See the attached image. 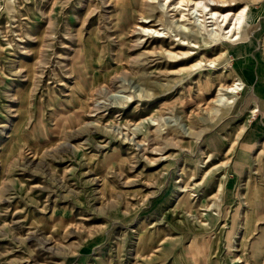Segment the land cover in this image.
Listing matches in <instances>:
<instances>
[{
	"label": "rangeland",
	"instance_id": "rangeland-1",
	"mask_svg": "<svg viewBox=\"0 0 264 264\" xmlns=\"http://www.w3.org/2000/svg\"><path fill=\"white\" fill-rule=\"evenodd\" d=\"M130 1L134 22L149 12ZM218 1L230 4L220 12L251 6V52L210 71L193 65L225 48L199 25L184 31L197 47L175 49L185 35L171 23L151 27L164 41L124 30L118 0H0V264H244L222 225L220 184L231 142L264 124L248 83L264 0ZM160 48L190 57L171 67ZM232 83L239 103L225 113L217 89Z\"/></svg>",
	"mask_w": 264,
	"mask_h": 264
},
{
	"label": "crops",
	"instance_id": "crops-1",
	"mask_svg": "<svg viewBox=\"0 0 264 264\" xmlns=\"http://www.w3.org/2000/svg\"><path fill=\"white\" fill-rule=\"evenodd\" d=\"M253 60L255 69L248 83H255L259 98L264 100V44ZM220 142L210 150L212 155L224 149L226 144ZM234 144L224 170L225 181L220 184L226 206L222 225L228 228L233 257L243 259L244 264H264V124L255 122Z\"/></svg>",
	"mask_w": 264,
	"mask_h": 264
},
{
	"label": "bare ground",
	"instance_id": "bare-ground-1",
	"mask_svg": "<svg viewBox=\"0 0 264 264\" xmlns=\"http://www.w3.org/2000/svg\"><path fill=\"white\" fill-rule=\"evenodd\" d=\"M135 1L139 2L138 0ZM209 1L213 2L210 8H208L206 3L208 1L203 0H167V2H164V4H162V6L160 3L161 0H156V2L154 0H144V3H146L148 6L149 12L146 13L142 10L139 19L136 22H134L135 15L133 14L135 10H132L133 6L130 0H118L117 4L119 5V10L123 15H130V17L127 19L123 26L124 30L141 29L146 33H152L153 36H151V38L153 40H158L164 38L163 34H160V28L152 29L151 27L161 25L166 28L167 24L171 23L168 29L172 28L171 31H177L185 35V38H181L178 34L179 38L175 39L174 41L172 40V48L182 49L189 47H197L196 42H193V44L187 46L190 43V41H188V38H190L191 36L185 34L184 32L188 30L186 25L191 26V28H195L196 25H199L198 32H200V34L205 33L207 35V38H204L205 43H208L206 42V40L210 42L221 40V42H216L212 45L216 46L218 43H222L221 46H224L225 49L223 50V52H221L218 57H215L213 60L208 61L207 64H202L198 62L193 65H206L208 70L214 71L216 70L215 66H217L223 61H226L228 57H232L234 64L237 65L240 61L243 60V56L247 54V52L250 50L249 45L245 40V36L249 33L251 27L248 29L244 25L246 24V22L249 23L250 18L248 17V15L250 13L251 6L245 5L244 7L240 8L238 12L231 10L220 12V9L230 6V4H223L225 3L224 1L218 0ZM218 3H222V5ZM169 5H172L173 10L171 17L170 15H167V6ZM155 12L159 14V18L156 23H153L151 17ZM173 19L175 20L173 21ZM207 23L208 25L215 26L216 31L207 29ZM221 27H224V30L220 33V31L222 30ZM173 36L175 37L177 35ZM162 41L164 40L162 39ZM175 41L177 42L175 43ZM146 43L147 42L145 41L144 44ZM159 53H162L167 58L171 59V61H169V63H171L169 66L171 67L186 62L190 57L188 50L173 51L160 48ZM119 61H122L121 56L119 57ZM239 85L240 83H232L230 85L219 84L217 92H222V94L226 96L225 100L222 101L221 104H219L221 105V108L225 113L228 112L230 109L236 107L239 103L233 98L234 93L237 92ZM209 86L210 83L208 79H205L203 86L198 87V90L200 92H208ZM219 97L220 96L216 94V100L214 103H216V101L220 102ZM234 142L235 140L231 142L230 148L234 144Z\"/></svg>",
	"mask_w": 264,
	"mask_h": 264
}]
</instances>
